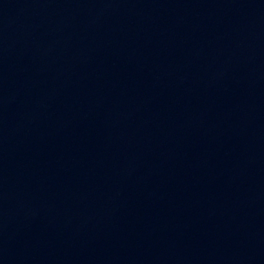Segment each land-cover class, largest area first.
<instances>
[{"label":"water","instance_id":"1","mask_svg":"<svg viewBox=\"0 0 264 264\" xmlns=\"http://www.w3.org/2000/svg\"><path fill=\"white\" fill-rule=\"evenodd\" d=\"M0 264H264V0H0Z\"/></svg>","mask_w":264,"mask_h":264}]
</instances>
